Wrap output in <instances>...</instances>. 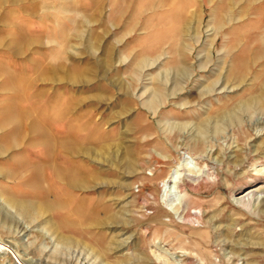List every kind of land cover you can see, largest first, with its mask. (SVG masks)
I'll return each mask as SVG.
<instances>
[{
    "label": "rangeland",
    "instance_id": "rangeland-1",
    "mask_svg": "<svg viewBox=\"0 0 264 264\" xmlns=\"http://www.w3.org/2000/svg\"><path fill=\"white\" fill-rule=\"evenodd\" d=\"M0 7L5 65L30 77L39 63L82 76L24 86L45 91V102L32 103L51 136L88 140L99 155L57 149L50 162L100 177L74 190L48 167L41 186H29L12 176L20 151L0 155V247L12 252L0 253V264H264V199L238 204L264 187V107L244 105L264 86V58L243 83L231 75L243 43L264 37V0H22ZM18 32L33 46L3 57ZM9 133L0 130V143ZM32 147L28 160L44 162L42 147ZM173 168L201 176L196 185L181 181L184 219L167 203L163 181ZM10 196L46 206L26 235L16 232L22 218L3 213ZM42 226L75 244L49 255Z\"/></svg>",
    "mask_w": 264,
    "mask_h": 264
},
{
    "label": "bare ground",
    "instance_id": "bare-ground-1",
    "mask_svg": "<svg viewBox=\"0 0 264 264\" xmlns=\"http://www.w3.org/2000/svg\"><path fill=\"white\" fill-rule=\"evenodd\" d=\"M18 1H22V0H0V3H5V2L15 3ZM228 1L233 2L234 0H228ZM244 1L248 3H252L253 1L256 0H244ZM36 12H37L36 8H34L31 10L30 14L34 13L33 15L35 17ZM58 35L59 37L60 36L64 37V34L61 32ZM15 38L16 39L13 40V37H11L10 40L8 41L6 47L7 49L2 51L3 57L23 56L29 51L31 45L33 44L32 40L29 37H27V35L24 32L16 33ZM246 42H244L243 45L241 46L242 49L238 54V57H236L235 64L232 67V71H231V75L238 77L239 82L242 81L244 82L246 75L248 73V69L256 62H258L260 59L264 58V37L262 36L251 37ZM36 43L38 45L42 44V42L39 41H37ZM31 67H32L31 72L33 73V76L30 77L23 72L19 73L13 71L11 66L5 65L4 62L0 60V93L1 94L3 93V95H1V99L3 103L0 106V130L3 129L4 127H8L10 132L6 141L0 143V155L4 154L5 152L13 151V150L20 151V155L17 156L18 157L17 167L16 170L13 171L12 176L17 177L20 180L24 179L23 182L25 185L32 186V185L40 184L39 186H41L43 171L46 168L50 167L55 172L56 181L59 185L66 186L67 188L74 190H82V191L88 190L93 185L95 186L96 184H98V181L100 180L99 173L96 170L95 171L89 170L86 167L65 169L59 166H55L49 160L50 154L51 152L57 149H62L65 150L67 153L74 155L86 154L89 156L90 155L99 156L98 150L91 147L90 144L88 143V140L87 141L79 140L78 142H74L73 140H70L69 137L65 139H61L51 136L46 131V127L41 123V118H39L38 115L34 116L37 110L35 104L32 103L33 99H36V101L40 99V100H44L45 102V97H44L45 91L41 89V90H36L34 92H30L29 88L24 86L25 85L24 83L30 86L32 85V83H34V81H42V82L45 81V82L56 83V82H60L63 79H66V81L72 83L82 82V76L76 73L75 72L76 70L75 71L73 70L72 72H70V74L68 73V74L60 75V73L58 74L55 71V69L58 70L59 68H56L55 66L51 67L49 64L39 63L36 65H31ZM261 89L262 90L259 96L257 95L256 97L250 99V101L244 103L246 108L250 106H258V105L259 107L260 106L264 107V86ZM32 146L42 147L45 158L44 162L31 163L28 160V158L25 156V153L28 152V150ZM108 147L109 146L107 144L106 145L101 144V146H99L98 148L105 149ZM178 170L179 169L173 168L169 173L168 177L163 181V184L167 185L171 190L169 199L167 201L171 213L174 216H177V218L179 219H184L186 208L184 204H181L180 202L181 181L184 179L189 184L196 185L199 182L201 176H199L196 173L198 177H194L192 173L190 174L191 172L190 170H189L190 172H188V169L187 172H182V173H179ZM11 174L12 173H10L8 176H11ZM162 199L163 196H161V200ZM259 199L261 200L264 199V187L251 189L244 196L238 199V204L248 206L252 202V200L258 201ZM5 204L7 205V208H5V211L4 208L2 209L4 214L13 212L15 213L16 216L20 217V219L22 218L21 222L18 219L16 220L14 219L15 226L17 229L16 232H22V235H26L24 233H27V230L30 231L28 228L31 225H33L38 218L42 217V215L47 210L44 204H40L38 202L35 203L23 199L19 200L11 196L5 198ZM110 219L113 220V218ZM46 223L47 221L45 222V224ZM100 224L101 223H98V225ZM53 229H55V227L50 226L49 229L45 230V228L43 227L41 230L42 237L47 238L48 239L47 245L48 246L50 245V249L47 251L49 255L52 253L51 249L55 250L59 247V245L62 248H70L72 245L75 244V243L72 244L73 241H70L69 239H63L62 237H55L54 236L55 232ZM45 234H49V236L45 237L46 236ZM0 253H2L3 255L12 254V252L7 247H0ZM157 260L161 262H166L165 261L166 259L165 260L160 259L159 257L157 258ZM5 261L6 264H10L8 260ZM69 264H77V262L71 261L69 262Z\"/></svg>",
    "mask_w": 264,
    "mask_h": 264
}]
</instances>
